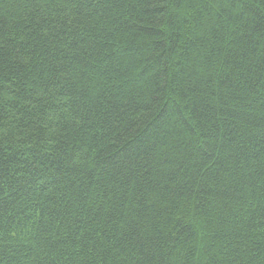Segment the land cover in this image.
I'll return each mask as SVG.
<instances>
[{
  "label": "trees",
  "instance_id": "16d2710c",
  "mask_svg": "<svg viewBox=\"0 0 264 264\" xmlns=\"http://www.w3.org/2000/svg\"><path fill=\"white\" fill-rule=\"evenodd\" d=\"M0 264H264V0H0Z\"/></svg>",
  "mask_w": 264,
  "mask_h": 264
}]
</instances>
